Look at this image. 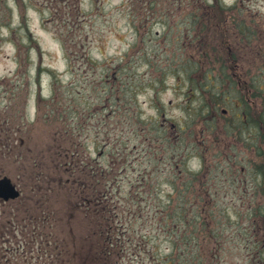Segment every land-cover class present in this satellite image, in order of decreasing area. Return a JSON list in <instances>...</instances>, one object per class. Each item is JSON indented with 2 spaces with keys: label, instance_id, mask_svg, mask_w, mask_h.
Listing matches in <instances>:
<instances>
[{
  "label": "rangeland",
  "instance_id": "374dc122",
  "mask_svg": "<svg viewBox=\"0 0 264 264\" xmlns=\"http://www.w3.org/2000/svg\"><path fill=\"white\" fill-rule=\"evenodd\" d=\"M203 1L0 0V108L10 105L9 112L14 118L18 115L15 118L19 126L16 135L26 141L28 148L38 150L50 140L55 125H61L56 118L58 115L50 111V105L54 109L75 105V109L70 107L68 116L75 119L71 128L77 135L75 139L81 143L80 157L88 158V161L95 159V163L110 171L107 202L112 208L111 215H115L112 225L116 227L117 243L109 257L111 263L169 264L172 258L173 264H183L184 259L188 263L193 261V264L197 260L204 264H254L256 261L254 255L243 248L244 239L238 234V228L249 226L252 220L251 212L258 200L256 194L253 196L252 190H247L241 200L243 190L229 182L231 174L226 173V169L219 173L211 171L205 178L197 175L198 179H194L187 170V161L183 162L184 158L179 165H175L167 153L161 159V153L154 152L155 138L161 136L160 129L154 127L162 121L160 112L180 126L191 118L194 125L201 120V115L197 113L202 106L201 100L193 99L190 109L185 110L184 94L177 90L178 87L188 86L186 74L179 71L185 64L184 57L187 62L186 50L199 47L203 52L206 47V39L200 40L196 47L186 46L194 29L198 31V34L195 33L197 39H202L199 36L206 15H190L187 12L191 5L204 4ZM225 1L234 2L236 6L229 14L225 13V17L229 16L228 23L243 19L244 34L249 31L248 38L243 39L248 46L242 49L247 47V51L254 53L263 65L264 0ZM154 5L162 13L165 12L156 14V20L151 18L148 35L140 36L139 33H146L147 29L137 31L139 13L136 12L144 6ZM212 21L218 24L217 15ZM210 27V32L220 40L215 29L218 26ZM187 29L189 36L185 35ZM206 37L211 42L210 36L203 38ZM229 40L224 36L223 43L230 45ZM195 59L205 71L211 68L218 70L225 57L209 59L215 61L214 67L197 54ZM120 63L123 65L119 66ZM227 63L232 64V60L228 59ZM114 69L118 71L115 81L114 76L111 80L108 77ZM201 70H195L199 72L196 73L199 79L202 77ZM256 74L264 87V67L256 68ZM109 95L121 98L122 107H134L125 111L124 115L120 112L104 118L107 109L101 105H105V97ZM133 109L136 112L131 114ZM35 114L38 115L37 120L30 123L29 117ZM18 118L24 124H20ZM168 125L166 122L165 126ZM199 127L196 126L189 137L193 145L190 149L197 150V153L200 152ZM177 132L178 129L175 132L168 130L172 139L178 135ZM181 133L184 135L185 131L181 130ZM108 139L110 146L105 144ZM116 140L118 144H114ZM119 142L127 145L126 157L124 149L119 150L123 151L119 155ZM28 156L29 153L20 160L1 159L3 173L17 181L22 171L34 165ZM198 163L197 158L190 161L193 166ZM60 191L54 195L56 207L61 210L58 227L65 226L68 231V226L71 230L65 240L72 250L79 246V242L81 245L82 231L86 226L79 217L68 218L71 209L65 203L64 190ZM22 194L32 198L34 195L29 189H24ZM205 197L209 198L204 213L208 224L201 233L187 234V239L177 235L178 249L173 248L172 233L162 230L154 210L167 204V199H172L171 203L175 204L182 198L186 205L195 201L202 206V198ZM17 201L19 199L10 202L11 206H18V213L22 214L27 205L23 198ZM10 203L0 205V215L10 212ZM13 212L14 208L11 215ZM27 221H16L18 229L29 230L31 225ZM166 223L169 226V222ZM163 228L167 229L166 226ZM11 234L12 239L21 238L14 231ZM8 237L0 234V253L6 254L1 245ZM37 247L35 241L27 243V248L32 250L26 251L27 256L35 254Z\"/></svg>",
  "mask_w": 264,
  "mask_h": 264
},
{
  "label": "trees",
  "instance_id": "16d2710c",
  "mask_svg": "<svg viewBox=\"0 0 264 264\" xmlns=\"http://www.w3.org/2000/svg\"><path fill=\"white\" fill-rule=\"evenodd\" d=\"M200 6L202 7L200 13H204L206 15V18L205 23H203V26L201 27L202 32L201 36L199 37H201L202 40L206 39L205 46L207 48L210 47V49L204 47L206 49L204 52L198 49L195 54L207 60L210 67H214L213 65L215 61L211 62L209 59L213 57L216 58L217 55L222 56V52L225 58L228 57V52L226 48H224L227 45L223 43L224 36L231 39L228 41V44H230V46L240 47L242 46L243 42H238L236 40L243 39L244 37L248 38L249 31L247 35L244 34L246 29H244L245 26L243 28L241 25V23H244L243 19H241V21L239 22L231 21L233 22V24L228 23L229 16L225 17V13L229 14L231 10L236 9V6H233L231 8H225L223 4L218 2V0H213L211 4ZM150 7L155 13L161 12L156 5ZM213 9H216L217 11L214 12ZM216 15L217 19L219 20L218 24H215V22L212 21ZM227 24L229 26H227ZM210 25L214 27L218 26L215 27V29L219 34L218 36L221 37L220 40H217L215 38V36L217 35L214 36L210 32ZM194 30L193 31L198 34V31L196 29ZM204 36H210L211 42L207 41V37L203 38ZM209 50H212V53H209ZM232 53H235V51L232 50ZM187 62H189V64H187L184 69L187 73H190V76H188V78H190V84L191 86L196 85L199 87L200 83L198 79L195 78L196 73L199 72H195V70H201L200 62L198 59H188ZM221 63H223V61H221ZM220 66L221 67L218 69H225L224 63ZM206 68H208V66ZM211 69H206L205 71L204 69L201 70L203 78H205V80L207 81L210 79L209 76H211ZM216 77L218 78V76ZM255 86V102L258 103L259 99L262 100V98L264 97V88L262 86V83L258 81L256 82ZM126 106L127 110L134 107L130 105ZM70 107L72 106L68 105L63 109H60L58 107L54 109V106L50 105V111L55 112L58 115V117L56 118L60 121L61 125L56 126V128L58 129L55 130V133L52 139L50 140L51 142H48L42 149H40L36 153L34 160H36L38 164L41 160V164H39V166H44V168L46 169V167L50 165L55 171V173H52L51 175H41V180L56 181L57 187H59L61 183L62 186H64L65 188H67L68 186L72 188V199L69 200L66 198L65 201L67 204L68 200L70 201V203L74 202L73 211H75L81 217L86 227L82 233L81 245L79 242V246H76V248H73L72 250L68 248V242H66L65 240L67 239L66 234L70 233L68 226H66L68 231L62 230V234H56L55 231L51 230L47 231L46 234H43L40 231L34 232L32 235L33 238L43 239L45 237L44 240H46L48 244L46 253L42 256L43 261L41 260L39 262L41 264H116V261H113V263H111L112 260H110L109 258L114 252L117 243L115 231L116 227L112 225V217L110 215L111 210L108 207L107 200H105L107 198V187L105 185L106 178L104 177L106 172H101L98 169L95 170L92 165H90V168H79L75 165L76 160L72 156V153H74L75 142H73V140H70L73 139V134L71 133L72 123L71 121H67V117H65L70 114L68 113ZM121 108V105H111V108L109 110V112L111 113L110 116L121 112ZM135 112L136 111L133 109L131 114ZM197 113L199 114L200 111H198ZM2 117H7V114L0 115V133H5L4 135L0 134V147L7 148L8 150H10L12 147H15V144L13 143L11 136L7 135V129L3 128V124L7 121V119L1 121ZM68 117L72 118V116ZM255 121L256 126L259 129V134H263L264 113L263 110L258 107H256L255 110ZM137 122L139 123L138 120ZM193 123L194 120H192L191 124ZM11 125H13L12 119ZM14 125H16L13 129L15 131L18 129L19 126L16 123H14ZM154 127L157 128L156 125H154ZM160 131L161 139H167L165 131ZM155 141H157V138H155ZM21 154L22 152L18 151L17 157H23V154L22 156H20ZM191 155H193V152L186 154L185 159H188ZM77 170L81 173L77 176L78 179H75V171ZM189 174H191L194 179H198L199 176L197 175L203 176V174H198L194 171H189ZM261 176L262 181L264 182V171L262 172ZM31 182L32 184H34V186L37 185V179L35 180V183L34 181ZM75 184H80L81 187L74 188ZM255 194L258 197V200L256 202L259 203L255 205V208H253L251 212L252 220L249 226H244L242 229L238 228V234L240 235V237H242V239H244L243 248L246 249V252L249 251L250 254L254 255V257L256 258L254 264H264V185L259 186L255 190ZM46 196L49 200L50 196L48 194H46ZM177 199H179V196ZM171 200L167 199V204L158 206L154 210V214L158 216L162 230H164L165 232L172 233L171 236L173 238V248L178 249V242L176 239L177 235H180L182 239H187V234L192 235L194 233H201V230L203 231L205 224H208L205 220L204 213L209 198H202V206L200 203L196 204L195 201L189 202V204L186 205V201L182 200V198L181 202L175 204H173V202L171 203ZM203 208L204 210L202 212ZM39 213H43L46 215L48 214V212L46 211H40ZM31 217L32 216H30L29 219H31L33 223L36 222L40 225L39 220H34ZM166 222H169V226ZM165 226L167 227V229L163 228ZM120 233L122 234L123 232L121 231ZM73 238H76V236L73 235ZM6 249L8 250L6 254L0 253V264H24L25 260L23 258V255L21 256V253H19L17 248H14L12 250V258L11 248ZM173 260V258L170 259L169 264H173ZM184 260L183 264H193V261L192 263H188ZM30 263L35 264L32 262ZM196 264L204 263H200V261L197 260Z\"/></svg>",
  "mask_w": 264,
  "mask_h": 264
},
{
  "label": "flooded vegetation",
  "instance_id": "af4514ba",
  "mask_svg": "<svg viewBox=\"0 0 264 264\" xmlns=\"http://www.w3.org/2000/svg\"><path fill=\"white\" fill-rule=\"evenodd\" d=\"M190 42L191 40L188 44ZM248 52V60H246L245 52L239 53L237 57H234L232 69L224 71L223 77L226 78V87L223 88V90L225 89L223 95H220L221 103L213 102L210 96L206 97L207 100L206 102L204 101L203 105L211 107L214 111L210 112L209 117L208 115L205 117V120L208 118L207 125L202 127V139L200 141L204 161H208V157L211 154H216L220 157L217 163L225 165L234 174L231 184L243 190L242 196L246 194L247 190L253 189L257 184L258 178L255 177V174L261 170V161L264 162V155L260 153L264 152V137L261 139V136L257 135L255 125V59L254 53L251 54L250 50ZM209 88L208 86L204 87L205 90ZM187 91L190 92L191 88L188 87ZM183 94L184 105H189L190 93L188 94L184 91ZM215 119L218 121L219 126L209 123ZM172 129L174 130L175 127ZM51 173H55V171L44 170L40 171L39 176L41 178V175H50ZM75 173L78 179L77 176L80 171L77 170ZM36 178L37 176H26V185L30 183V180H35ZM37 191L39 192V186H37ZM39 195L42 197L44 194ZM21 199L22 197L17 202H20ZM12 201L14 200L7 202L0 200V205ZM23 201L27 207L24 208L23 214L19 217L21 219L30 218V216H32V219L37 217L34 220H39L41 229L44 231L48 223V216L39 212L46 208L47 199L38 198L34 200L31 198L30 203H33V205H30L26 198H23ZM39 202L44 206H40L38 213H35ZM12 208L15 210V208L18 209V206H11L10 203V212L5 216L1 214L0 222L7 217L11 219L16 216L11 215ZM51 218H58V216H51ZM11 222L12 231L13 219H11ZM1 225L4 226L3 223H0V228Z\"/></svg>",
  "mask_w": 264,
  "mask_h": 264
},
{
  "label": "water",
  "instance_id": "95a60500",
  "mask_svg": "<svg viewBox=\"0 0 264 264\" xmlns=\"http://www.w3.org/2000/svg\"><path fill=\"white\" fill-rule=\"evenodd\" d=\"M19 192L15 189L10 179L3 177L0 179V196L4 199L17 197Z\"/></svg>",
  "mask_w": 264,
  "mask_h": 264
}]
</instances>
